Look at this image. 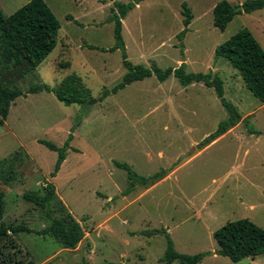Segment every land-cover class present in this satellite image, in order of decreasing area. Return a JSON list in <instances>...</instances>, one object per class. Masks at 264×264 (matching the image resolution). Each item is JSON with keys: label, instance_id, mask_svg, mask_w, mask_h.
<instances>
[{"label": "rangeland", "instance_id": "374dc122", "mask_svg": "<svg viewBox=\"0 0 264 264\" xmlns=\"http://www.w3.org/2000/svg\"><path fill=\"white\" fill-rule=\"evenodd\" d=\"M29 1L0 0V9L10 16ZM45 1L61 23L57 48L28 73L24 66L0 63V82L27 93L31 86L59 88L75 74L95 98L120 83L127 71L123 51L88 47L115 44L110 21L114 2ZM221 1L144 0L122 20L126 54L133 64L167 69L185 63L187 73L222 78L225 97L243 122L204 149L199 144L228 113L214 89L203 83L183 87L174 76L163 83L156 76L135 82L86 113L82 106H66L48 92L12 103L5 125H0V159L22 165L15 181L6 185L0 180L6 203L0 225L23 224L33 230L13 236L21 249L19 260L28 256L36 264H161L166 236L144 233L159 229L170 234L179 253H210L200 264H264V255L235 263L215 254L213 234L228 222L249 219L264 228V103L229 60L216 59L218 46L245 28L264 48V9L238 15L220 31L213 10ZM228 1L240 5L247 0ZM183 3L192 10L193 20L180 39L186 29ZM80 116L82 123L76 127ZM73 128L66 160L51 177L59 154L39 140L63 148ZM117 162L127 163L140 176L165 172L167 177L154 186L136 185L128 193L131 182ZM47 183L56 186L58 198L85 229L75 250L37 234L49 221L23 195H44Z\"/></svg>", "mask_w": 264, "mask_h": 264}, {"label": "trees", "instance_id": "16d2710c", "mask_svg": "<svg viewBox=\"0 0 264 264\" xmlns=\"http://www.w3.org/2000/svg\"><path fill=\"white\" fill-rule=\"evenodd\" d=\"M112 1L115 8L112 9L113 14L110 21L114 23L115 44L107 49L92 45H88V47L103 52L122 50L123 65L127 70L122 81L112 89L105 88L97 98L84 86L82 78L75 74L62 80L59 88L31 86L27 93L8 88L0 82L1 126L5 125L12 103L19 97L48 92L54 94L56 99L66 106L75 104L82 106L86 113L88 109L104 102L111 95L119 93L127 86L144 81L152 76H156L161 83L174 76L183 87L203 83L207 88L215 90L228 113V117L222 120L218 128L199 144L201 149L210 146L243 122L239 110L225 97L224 82L220 76L212 73H187L185 63L179 68L161 69L154 65L146 67L129 61L122 32V20L144 0H133L129 3H123L119 0ZM182 7L186 29L179 35L180 39L185 37L193 20L192 10L187 3H183ZM262 9H264V0H247L240 5H233L228 0H223L213 10L214 26L220 31H225L236 16ZM68 19L74 21L72 16H68ZM60 30L61 23L45 0H30L10 16H6L0 9V63H9L13 68L24 66L26 67V73L37 70L57 48ZM221 57L230 61L232 66L239 71L249 91L264 103V48L254 34L247 28L238 31L216 49V59ZM6 71L7 68L3 67V72ZM81 123L82 116L78 118L76 127L80 126ZM73 131L74 128L71 130V134L63 148L49 141L39 140V143L59 154V159L51 177H56L66 160L67 148L74 137ZM21 165V163L18 164V166ZM18 166L15 165L14 161L0 159V180L6 185L15 181ZM117 166L128 174V179L131 182L130 187L127 189L128 193L132 192L136 185L154 186L167 177L165 172L157 173L151 177L140 176L127 163L117 162ZM44 191V195L36 191H28L23 195L26 202L44 211L49 221V225L38 231L37 234L51 236L64 249H77L85 238V229L62 200L58 198L56 186L53 183H47ZM5 206V193L0 192V219H3ZM32 232L33 230L26 225L8 226L2 221L0 225V264H36L28 256L21 260L18 259L21 249L13 237L20 233ZM144 233L148 235L164 234L166 236L167 247L164 257L160 260L161 264H172L175 261H180V264H200L210 255V253L196 255L179 253L166 230L154 229ZM213 235L218 244V250L215 254L227 257L232 262L238 263L246 258L255 259L264 255V228L249 219L228 222L215 231Z\"/></svg>", "mask_w": 264, "mask_h": 264}]
</instances>
